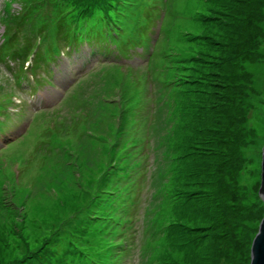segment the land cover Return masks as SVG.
<instances>
[{"label":"rangeland","instance_id":"374dc122","mask_svg":"<svg viewBox=\"0 0 264 264\" xmlns=\"http://www.w3.org/2000/svg\"><path fill=\"white\" fill-rule=\"evenodd\" d=\"M27 1L0 0V20L18 11L26 19ZM45 1L38 18L53 22L54 9ZM134 3L122 10L117 37H110L107 21L87 32L96 47L122 58L143 50L158 23L147 63L154 88L144 69L81 57L72 69L85 78L71 89L58 123L72 131L42 141L41 123L32 117L38 103L8 86L33 127L2 151L0 162L9 171L10 163L32 161L15 176L30 192L0 185V264H249L264 216L257 194L264 0ZM140 59L135 65L145 63ZM4 77L9 70L0 64ZM84 107L95 113L90 124ZM28 117H11L6 131Z\"/></svg>","mask_w":264,"mask_h":264},{"label":"trees","instance_id":"16d2710c","mask_svg":"<svg viewBox=\"0 0 264 264\" xmlns=\"http://www.w3.org/2000/svg\"><path fill=\"white\" fill-rule=\"evenodd\" d=\"M44 0H28L26 13V19L23 20V25H33L32 23L39 22L44 27L51 26L52 22L49 20H41L38 18V7ZM46 4H51L54 13L53 17L56 18L54 23V28L58 34H66L69 38L68 33H73L78 29L77 35L83 31L79 29L81 24L101 20L106 12L113 8L116 0H75L69 7H61L58 0H46ZM87 19V20H86ZM71 37L69 38V40ZM68 40V41H69ZM27 45V44H26ZM27 47L20 49L18 56L25 53ZM87 119L92 122L93 116L92 112L87 109Z\"/></svg>","mask_w":264,"mask_h":264},{"label":"water","instance_id":"95a60500","mask_svg":"<svg viewBox=\"0 0 264 264\" xmlns=\"http://www.w3.org/2000/svg\"><path fill=\"white\" fill-rule=\"evenodd\" d=\"M260 172V186L257 194L264 202V146L262 148ZM249 264H264V216L260 221L257 234L251 244Z\"/></svg>","mask_w":264,"mask_h":264}]
</instances>
